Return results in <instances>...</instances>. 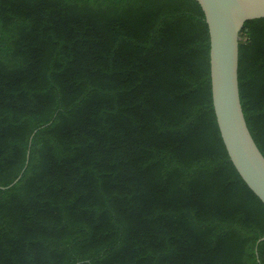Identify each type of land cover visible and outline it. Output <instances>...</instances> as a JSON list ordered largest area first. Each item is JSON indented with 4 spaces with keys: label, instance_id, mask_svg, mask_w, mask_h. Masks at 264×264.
Returning <instances> with one entry per match:
<instances>
[{
    "label": "trees",
    "instance_id": "trees-1",
    "mask_svg": "<svg viewBox=\"0 0 264 264\" xmlns=\"http://www.w3.org/2000/svg\"><path fill=\"white\" fill-rule=\"evenodd\" d=\"M237 73L264 156V17ZM263 235L196 0H0V264H264Z\"/></svg>",
    "mask_w": 264,
    "mask_h": 264
},
{
    "label": "water",
    "instance_id": "water-1",
    "mask_svg": "<svg viewBox=\"0 0 264 264\" xmlns=\"http://www.w3.org/2000/svg\"><path fill=\"white\" fill-rule=\"evenodd\" d=\"M196 1L208 30L211 100L222 142L239 176L264 204V156L244 118L237 73L240 30L246 20L264 17V0Z\"/></svg>",
    "mask_w": 264,
    "mask_h": 264
}]
</instances>
